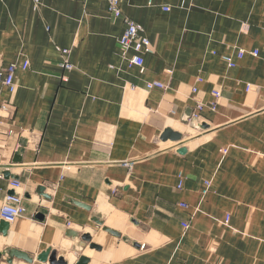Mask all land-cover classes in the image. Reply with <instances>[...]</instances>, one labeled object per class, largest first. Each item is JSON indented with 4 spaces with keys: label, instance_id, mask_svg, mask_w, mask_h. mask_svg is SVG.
<instances>
[{
    "label": "crops",
    "instance_id": "1",
    "mask_svg": "<svg viewBox=\"0 0 264 264\" xmlns=\"http://www.w3.org/2000/svg\"><path fill=\"white\" fill-rule=\"evenodd\" d=\"M118 4L150 41L144 74L106 0H0V70L16 68L15 90L0 84V205L18 182L26 210L0 234V264L9 250L43 264L48 248L67 264H264V0Z\"/></svg>",
    "mask_w": 264,
    "mask_h": 264
},
{
    "label": "built area",
    "instance_id": "2",
    "mask_svg": "<svg viewBox=\"0 0 264 264\" xmlns=\"http://www.w3.org/2000/svg\"><path fill=\"white\" fill-rule=\"evenodd\" d=\"M107 1V11L112 16L114 20L121 19L122 14L119 9L118 0H106ZM39 0H35V3L38 4ZM168 10L167 8H164ZM124 24V32L118 41V47L121 54V57L128 62L130 67L138 69L140 74L145 73V66H144V56L146 54H150L152 52V47L148 38L143 35V28L131 20L127 18H122ZM58 53L61 57V67L65 71H72L73 66L68 61V51L67 50H58ZM245 52L240 50L237 54V60H241L244 56ZM252 56L256 57L257 52L253 51L251 53ZM227 66L233 68L236 64L233 62L231 58H224ZM23 70H27L28 65L25 63L22 66ZM16 68L15 66L11 65L8 66L5 70H0V84L6 87L10 92L15 90L14 85V74ZM147 90L152 89H163V86L159 83H147L146 84ZM250 90V86H246V91ZM195 92V90H193ZM213 96L215 101L209 107L210 110H214L216 106L217 99L220 97L219 92H213ZM205 105L202 103H197L194 109L192 116L188 119L189 124H193L199 122L200 115L204 111ZM131 168V164L128 165ZM208 183H205L206 189L203 190V195L207 193ZM11 189L14 192L12 196H7L3 200L2 204L0 205V218L8 223L12 224L17 219L24 216L26 210L23 206V198L18 192L20 187L18 182L11 183ZM182 209H186L187 206L183 203L178 205ZM229 223V218L226 217L225 224ZM184 230H187L189 225L184 223L182 225Z\"/></svg>",
    "mask_w": 264,
    "mask_h": 264
},
{
    "label": "water",
    "instance_id": "3",
    "mask_svg": "<svg viewBox=\"0 0 264 264\" xmlns=\"http://www.w3.org/2000/svg\"><path fill=\"white\" fill-rule=\"evenodd\" d=\"M196 123H193V125ZM198 129H200L201 131H205L208 129V126H206L205 124L199 125L197 126ZM160 140L162 142H167L170 141L172 143H179L182 140V135L179 132H175L172 129H166L164 130V132L162 133ZM186 153V149H179L178 150V154L180 155H184ZM14 163H20V158L19 156H16L14 159ZM8 174H4V176H7ZM44 191V188L40 187L38 189V192L41 193V195L44 198H47L46 196H44L42 193ZM13 192L9 193V196H12ZM84 209L89 210L90 208L85 207V206H81ZM38 217V216H37ZM40 220L42 221V216H39ZM92 222L97 225L98 227H101L102 231L113 236V237H119V234L113 230H111L110 228L104 226V223L99 219V217L94 216V218H92ZM8 229H9V224L1 221L0 222V234L3 237L7 236L8 233ZM70 237L73 238H77L78 234L74 233V232H70L69 233ZM81 239V246L84 247V245L87 243L89 246L90 250H98L99 247L93 243H91V237L88 234H83L80 236ZM2 255L0 254V257ZM8 256H9V260L7 261L8 264H12L13 260H19L22 261L26 264H32L33 263V259L30 258L27 254L23 253V252H19L16 250H9L8 251ZM37 262L39 263H47V264H67L64 260L63 257L58 256L57 252L52 250L51 248L46 249L45 251L41 252L35 259ZM76 264H88V259L85 257H80L78 262Z\"/></svg>",
    "mask_w": 264,
    "mask_h": 264
}]
</instances>
